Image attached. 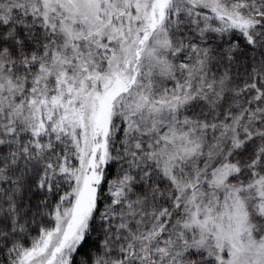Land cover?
I'll list each match as a JSON object with an SVG mask.
<instances>
[{
  "label": "snow or ice",
  "instance_id": "1",
  "mask_svg": "<svg viewBox=\"0 0 264 264\" xmlns=\"http://www.w3.org/2000/svg\"><path fill=\"white\" fill-rule=\"evenodd\" d=\"M0 264H264V0H0Z\"/></svg>",
  "mask_w": 264,
  "mask_h": 264
}]
</instances>
